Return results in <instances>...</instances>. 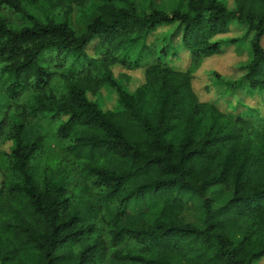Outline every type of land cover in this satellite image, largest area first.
I'll return each mask as SVG.
<instances>
[{"label":"trees","instance_id":"trees-1","mask_svg":"<svg viewBox=\"0 0 264 264\" xmlns=\"http://www.w3.org/2000/svg\"><path fill=\"white\" fill-rule=\"evenodd\" d=\"M0 92V264L264 259V0H0Z\"/></svg>","mask_w":264,"mask_h":264},{"label":"rangeland","instance_id":"rangeland-1","mask_svg":"<svg viewBox=\"0 0 264 264\" xmlns=\"http://www.w3.org/2000/svg\"><path fill=\"white\" fill-rule=\"evenodd\" d=\"M166 4L172 0H163ZM16 21L20 24L21 20L19 17L15 18ZM73 22L75 24V27L79 31L80 25L78 24L77 20L74 18ZM237 33V31H235ZM244 59V55L236 56L232 54L230 51H227L226 53L220 54L218 56H214L213 58L208 59V66H204L201 70L198 71L197 75L194 76L193 79V87L194 90L197 92L201 100H207V101H217L220 108L224 109V103L220 99L221 96L218 95L217 89H225L226 85L213 80L214 76L211 75V73L217 72L221 77L225 79H235L238 77V69L236 67V63L239 61H242ZM206 64V65H207ZM186 59L182 61V63L178 64L177 66L180 68L185 67ZM238 66V65H237ZM208 69V70H207ZM116 71L119 70L118 67L115 68ZM130 75L132 77L131 86L130 89H133L137 85H139L143 81V75L142 72L139 70L131 71ZM258 97L256 98H244L243 102L253 105ZM115 96L112 95L109 100H106V104L104 105L105 108H110L114 103ZM5 96L2 92H0V105L4 104ZM231 108V107H230ZM232 109V108H231ZM260 112H264V103L261 106ZM45 124V123H43ZM46 142L49 148V152L51 155L55 154L59 150V144L58 142L53 138L51 134V130H48V135L46 137ZM199 199L198 197L194 198ZM200 200V199H199ZM193 201H190L191 204ZM189 205V204H188ZM193 212V209H191ZM264 264V259L259 263Z\"/></svg>","mask_w":264,"mask_h":264}]
</instances>
